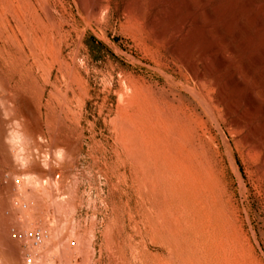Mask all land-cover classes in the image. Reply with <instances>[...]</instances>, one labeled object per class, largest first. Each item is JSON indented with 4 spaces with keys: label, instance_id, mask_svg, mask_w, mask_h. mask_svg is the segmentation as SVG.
I'll list each match as a JSON object with an SVG mask.
<instances>
[{
    "label": "rangeland",
    "instance_id": "374dc122",
    "mask_svg": "<svg viewBox=\"0 0 264 264\" xmlns=\"http://www.w3.org/2000/svg\"><path fill=\"white\" fill-rule=\"evenodd\" d=\"M249 1L0 0V264H264Z\"/></svg>",
    "mask_w": 264,
    "mask_h": 264
},
{
    "label": "bare ground",
    "instance_id": "6f19581e",
    "mask_svg": "<svg viewBox=\"0 0 264 264\" xmlns=\"http://www.w3.org/2000/svg\"><path fill=\"white\" fill-rule=\"evenodd\" d=\"M254 1L255 0H250L249 1V4H251V5H253L254 4ZM248 2V1H247ZM95 4V3H94ZM96 6V5H95ZM260 16H261V18H259V19H261V23L263 22L264 23V12H260ZM261 23H259V24H261ZM245 24H241L240 26L241 27H243ZM263 25V24H262ZM239 28V29H242V28ZM245 27V26H244ZM248 29V28H247ZM243 30V29H242ZM237 33V32H236ZM240 33V32H239ZM212 35V32H211V30H209V29H206V36H211ZM237 35V34H236ZM240 36V35H239ZM248 42V41H247ZM246 42V40L244 41V43H247ZM212 47V46H211ZM208 48V47H207ZM210 49V48H209ZM208 49V50H209ZM210 50H212V49H210ZM207 51V50H206ZM210 52V51H209ZM219 52V51H218ZM217 53V52H216ZM220 53V52H219ZM222 53V52H221ZM220 55V54H219ZM222 55V59H224L225 57L223 56L224 55V53L223 54H221ZM218 56V55H217ZM224 57V58H223ZM257 57V56H256ZM258 58H260V57H258ZM221 59V58H220ZM258 61V60H257ZM222 62H223V60H222ZM192 69V68H191ZM190 69V70H191ZM235 69V68H234ZM238 72V71H237ZM237 72H233L234 73V76L233 77H235V76H237ZM232 77H230V79H231ZM234 80V79H233ZM228 82V81H227ZM230 82V81H229ZM231 83H232V81H231ZM227 85V84H226ZM228 85H229V83H228ZM252 95H254V94H252ZM255 96V95H254ZM234 101V100H233ZM235 102V101H234ZM211 106V105H210ZM232 106V105H231ZM231 106L229 107V108H231ZM212 107V106H211ZM236 107V106H235ZM208 108V107H207ZM213 108V107H212ZM215 108V107H214ZM217 108V107H216ZM227 108H228V105H227ZM228 108V109H229ZM214 110V109H213ZM229 110H231V109H229ZM206 111H207V109H206ZM207 112H209V111H207ZM214 112V111H213ZM205 113V112H204ZM229 113V112H228ZM232 112H230V114H231ZM210 114V113H209ZM215 115V114H214ZM217 117V116H216ZM213 119H214V117H213ZM236 121V120H235ZM238 121V120H237ZM218 122V121H217Z\"/></svg>",
    "mask_w": 264,
    "mask_h": 264
}]
</instances>
